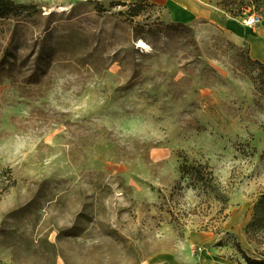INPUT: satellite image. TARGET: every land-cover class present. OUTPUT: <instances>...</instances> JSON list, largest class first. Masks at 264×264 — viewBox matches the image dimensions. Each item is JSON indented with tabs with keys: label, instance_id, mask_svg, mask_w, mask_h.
<instances>
[{
	"label": "rangeland",
	"instance_id": "rangeland-1",
	"mask_svg": "<svg viewBox=\"0 0 264 264\" xmlns=\"http://www.w3.org/2000/svg\"><path fill=\"white\" fill-rule=\"evenodd\" d=\"M15 1L37 11L0 21V264L264 259V215L247 227L264 193L248 45L154 5Z\"/></svg>",
	"mask_w": 264,
	"mask_h": 264
},
{
	"label": "crops",
	"instance_id": "crops-1",
	"mask_svg": "<svg viewBox=\"0 0 264 264\" xmlns=\"http://www.w3.org/2000/svg\"><path fill=\"white\" fill-rule=\"evenodd\" d=\"M135 2L136 0H123ZM161 9L163 17L174 23L203 24L217 27L239 44H247L252 59L264 62V11L260 22L246 26L238 18H233L222 9L210 3L209 0H148ZM210 233H197L195 243L205 245L213 243ZM213 241V242H212ZM217 248L208 246L200 254L185 264H212L221 258L216 255Z\"/></svg>",
	"mask_w": 264,
	"mask_h": 264
},
{
	"label": "trees",
	"instance_id": "trees-1",
	"mask_svg": "<svg viewBox=\"0 0 264 264\" xmlns=\"http://www.w3.org/2000/svg\"><path fill=\"white\" fill-rule=\"evenodd\" d=\"M210 3L222 9L226 14H229L233 18L243 19L245 16L264 11V0H209ZM132 7L135 10L134 15H139L143 9L148 5H154L148 0H136L132 2ZM37 11L36 6L33 4L18 3L15 0H0V21L6 19H16L18 21L34 15ZM26 20V19H25ZM182 24V23H176ZM250 62L256 63L264 70V62L249 58ZM264 83V80H263ZM181 174L186 177H193L197 181L206 183L208 178L212 175L211 171L207 169V165H189L183 162L180 165ZM264 215V193L261 194L259 199L254 205V213L251 222L247 224V227L254 225L255 223H261ZM244 259L247 264H264V259H255L244 254Z\"/></svg>",
	"mask_w": 264,
	"mask_h": 264
},
{
	"label": "built area",
	"instance_id": "built-area-1",
	"mask_svg": "<svg viewBox=\"0 0 264 264\" xmlns=\"http://www.w3.org/2000/svg\"><path fill=\"white\" fill-rule=\"evenodd\" d=\"M260 20H261V14L258 12H253L247 15L243 21L247 26L253 27L257 25L260 22Z\"/></svg>",
	"mask_w": 264,
	"mask_h": 264
},
{
	"label": "bare ground",
	"instance_id": "bare-ground-1",
	"mask_svg": "<svg viewBox=\"0 0 264 264\" xmlns=\"http://www.w3.org/2000/svg\"><path fill=\"white\" fill-rule=\"evenodd\" d=\"M143 44H144L143 41H141L139 45H143Z\"/></svg>",
	"mask_w": 264,
	"mask_h": 264
}]
</instances>
